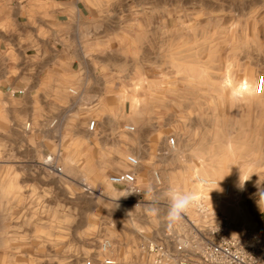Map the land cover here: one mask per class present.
I'll return each instance as SVG.
<instances>
[{
  "label": "rangeland",
  "instance_id": "obj_1",
  "mask_svg": "<svg viewBox=\"0 0 264 264\" xmlns=\"http://www.w3.org/2000/svg\"><path fill=\"white\" fill-rule=\"evenodd\" d=\"M91 1L121 14L107 27L112 112L104 167L73 173L75 158L92 156L85 142L29 144L15 131L1 137L13 142L0 143V264H105L107 255L115 264H143V236L163 237L177 224L167 220L164 194L196 193L202 178L242 191L239 203L228 198L226 213L264 233L252 207L264 201V0ZM229 82L255 91L234 99ZM131 152L141 154L139 203L109 180L129 169Z\"/></svg>",
  "mask_w": 264,
  "mask_h": 264
},
{
  "label": "crops",
  "instance_id": "obj_2",
  "mask_svg": "<svg viewBox=\"0 0 264 264\" xmlns=\"http://www.w3.org/2000/svg\"><path fill=\"white\" fill-rule=\"evenodd\" d=\"M120 15L91 0H0V138L15 131L29 144L85 142L92 156L75 158L73 173L104 167L112 112L107 27ZM138 154L128 156L141 163ZM252 207L264 231V201L255 199Z\"/></svg>",
  "mask_w": 264,
  "mask_h": 264
},
{
  "label": "built area",
  "instance_id": "obj_3",
  "mask_svg": "<svg viewBox=\"0 0 264 264\" xmlns=\"http://www.w3.org/2000/svg\"><path fill=\"white\" fill-rule=\"evenodd\" d=\"M264 79V77H263ZM258 84V89H264V81ZM11 95L22 93L23 90L9 89ZM91 121L90 128H94ZM26 128H30L27 123ZM134 129L133 126H126ZM175 138L169 139V144L175 146ZM129 157L135 158L133 164ZM130 168L111 175L109 180L115 184L124 185L127 192L141 202L143 188L137 182L136 168L140 161L135 156H128ZM54 171L61 167L54 166ZM203 189L192 193L196 202L184 215V218L174 226H170L163 237L153 238L143 236L140 243V256L143 264H264V235L257 226L248 225L240 219H233L225 211V204L230 196L239 203L243 192L233 189L227 184L223 188L216 187V181L201 179ZM229 198V199H228ZM111 247L109 241L103 242L101 249L107 255ZM105 264H115L116 261L108 255L104 257ZM86 264H93L88 260Z\"/></svg>",
  "mask_w": 264,
  "mask_h": 264
},
{
  "label": "clouds",
  "instance_id": "obj_4",
  "mask_svg": "<svg viewBox=\"0 0 264 264\" xmlns=\"http://www.w3.org/2000/svg\"><path fill=\"white\" fill-rule=\"evenodd\" d=\"M227 87L231 89V96L237 100L243 98L246 95H251L255 91L254 87L249 85L247 82H242L239 84H233L232 82H229ZM129 159L133 164L137 163L135 158L129 157ZM164 195L168 200L167 220L170 224H176L180 222L190 207H192L196 202V197L189 192L169 189ZM153 211H156V209H153Z\"/></svg>",
  "mask_w": 264,
  "mask_h": 264
}]
</instances>
